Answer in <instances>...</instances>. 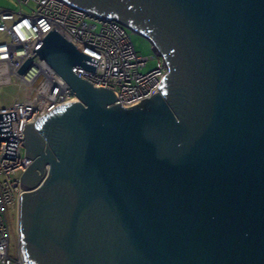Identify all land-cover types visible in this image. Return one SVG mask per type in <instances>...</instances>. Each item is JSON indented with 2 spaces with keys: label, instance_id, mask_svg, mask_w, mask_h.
I'll return each instance as SVG.
<instances>
[{
  "label": "water",
  "instance_id": "obj_1",
  "mask_svg": "<svg viewBox=\"0 0 264 264\" xmlns=\"http://www.w3.org/2000/svg\"><path fill=\"white\" fill-rule=\"evenodd\" d=\"M64 1L136 31L168 71L125 108L74 74L99 60L55 29L32 50L80 102L24 124L23 264H264V0Z\"/></svg>",
  "mask_w": 264,
  "mask_h": 264
},
{
  "label": "built area",
  "instance_id": "obj_2",
  "mask_svg": "<svg viewBox=\"0 0 264 264\" xmlns=\"http://www.w3.org/2000/svg\"><path fill=\"white\" fill-rule=\"evenodd\" d=\"M17 10L0 7V88L13 86L16 94L9 103H0V264H23L18 228L20 195L26 192L20 178L33 162L25 156L22 142L24 124L33 123L53 108L80 100L65 81L32 51L53 28L81 53L99 60L95 73L78 67L72 71L93 87L111 90L113 105L125 108L147 99L156 91L168 71L163 56L153 43L151 56L137 53L131 33L138 34L115 19H106L64 0H13ZM139 35V34H138ZM31 66L20 74L23 64ZM154 66L143 72L148 62ZM20 138V139H18ZM22 139V140H21ZM49 167H45L44 179Z\"/></svg>",
  "mask_w": 264,
  "mask_h": 264
},
{
  "label": "rangeland",
  "instance_id": "obj_3",
  "mask_svg": "<svg viewBox=\"0 0 264 264\" xmlns=\"http://www.w3.org/2000/svg\"><path fill=\"white\" fill-rule=\"evenodd\" d=\"M0 7L8 10H17L19 7L13 0H0ZM131 40L138 54L142 56H151V45L150 42L144 37L131 33ZM155 62L153 60L148 62L147 67L143 70V72L150 70L154 66ZM16 94V88L13 86H5L0 88V103L6 104L9 103L11 98ZM11 221L14 225V228H18L19 235H16L20 238L19 231V222L16 219V215L14 211L10 212Z\"/></svg>",
  "mask_w": 264,
  "mask_h": 264
},
{
  "label": "trees",
  "instance_id": "obj_4",
  "mask_svg": "<svg viewBox=\"0 0 264 264\" xmlns=\"http://www.w3.org/2000/svg\"><path fill=\"white\" fill-rule=\"evenodd\" d=\"M112 16H113L114 18H117V19L121 17V16H119L117 13H113ZM130 24H132V21H130ZM133 26H135V25H133Z\"/></svg>",
  "mask_w": 264,
  "mask_h": 264
},
{
  "label": "flooded vegetation",
  "instance_id": "obj_5",
  "mask_svg": "<svg viewBox=\"0 0 264 264\" xmlns=\"http://www.w3.org/2000/svg\"><path fill=\"white\" fill-rule=\"evenodd\" d=\"M21 252H22V248H21ZM23 255V254H22ZM23 258H24V255H23Z\"/></svg>",
  "mask_w": 264,
  "mask_h": 264
}]
</instances>
